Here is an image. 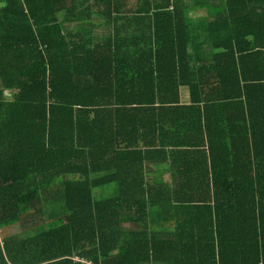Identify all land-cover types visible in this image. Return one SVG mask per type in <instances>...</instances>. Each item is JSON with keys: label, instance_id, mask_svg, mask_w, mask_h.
<instances>
[{"label": "trees", "instance_id": "obj_1", "mask_svg": "<svg viewBox=\"0 0 264 264\" xmlns=\"http://www.w3.org/2000/svg\"><path fill=\"white\" fill-rule=\"evenodd\" d=\"M0 264H264V0H0Z\"/></svg>", "mask_w": 264, "mask_h": 264}, {"label": "crops", "instance_id": "obj_2", "mask_svg": "<svg viewBox=\"0 0 264 264\" xmlns=\"http://www.w3.org/2000/svg\"><path fill=\"white\" fill-rule=\"evenodd\" d=\"M136 0H132V2H135ZM195 13L196 15H207V10L204 8V9H198V10H195ZM204 37H202V39H199L198 41L194 43H189V46H188V49L191 53H194L193 55V63L195 65V68L197 69L199 66L203 67V65H206L208 64V61H212L214 60V56H215V52L217 51H213L212 50V46H209V44H205L204 43ZM207 62V63H206ZM227 62V61H226ZM225 62V63H226ZM208 66H204V71H203V75H205V70ZM252 74H250L249 76H251ZM190 95H189V92L187 90V88L185 87H181L180 88V91H179V105H188L190 103ZM216 108L213 109V111L215 110ZM219 109H216V111L218 112ZM223 112L221 113H225L226 111L224 109H222ZM201 112L202 114L205 116L204 113H206V110L204 109V106H201ZM220 113V114H221ZM218 119L216 118V121ZM208 150V149H207ZM207 156L209 157V154H208V151H207ZM215 158H217V156H215ZM209 160V159H208ZM218 160V158H217ZM216 160V161H217ZM215 161V162H216ZM170 164H168V166H163V170H167L169 169L170 170ZM176 167H173V170L175 169ZM171 172V170H170ZM159 175V174H158ZM153 179L155 178L154 176H152ZM170 178L169 179V182L171 183L170 185L173 187L172 189H174L177 181H174L172 180V174H170ZM164 180V179H163ZM76 260V259H75ZM78 261V260H77Z\"/></svg>", "mask_w": 264, "mask_h": 264}]
</instances>
